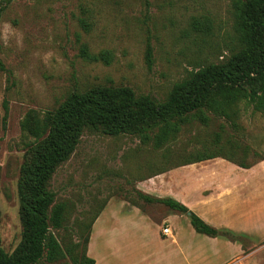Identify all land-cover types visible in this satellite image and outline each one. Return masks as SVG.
<instances>
[{"label": "rangeland", "instance_id": "obj_1", "mask_svg": "<svg viewBox=\"0 0 264 264\" xmlns=\"http://www.w3.org/2000/svg\"><path fill=\"white\" fill-rule=\"evenodd\" d=\"M231 2L0 0L4 67L0 70V245L6 252L21 242L17 186L27 145L33 141L20 129L25 113L54 109L70 92L94 85L127 86L136 95L163 100L189 71L222 61L234 50ZM194 21L200 23L196 28ZM82 44L93 54L109 50L111 62H87L79 56ZM147 48L152 60L149 67ZM236 122L238 130L228 125L236 139L231 142L246 154L238 150L221 153L252 165L242 169L222 157L205 163L209 170L245 171L237 183L246 202L245 252L241 256L234 246L222 247L219 255L198 264H264V115L245 109ZM213 129H186L161 149L142 144L134 136H108L85 129L70 158L58 166L49 182L55 201L65 205L63 226L50 229L63 256L55 262L40 259L37 264H73L71 257L84 251L89 225L108 201L123 200L144 208L135 181L178 168L189 153L211 142ZM193 135H198V141ZM156 230L151 224L124 225L118 264H158L149 258L158 251ZM178 232L186 233L185 227Z\"/></svg>", "mask_w": 264, "mask_h": 264}, {"label": "trees", "instance_id": "obj_2", "mask_svg": "<svg viewBox=\"0 0 264 264\" xmlns=\"http://www.w3.org/2000/svg\"><path fill=\"white\" fill-rule=\"evenodd\" d=\"M231 8L236 35L234 50L222 61L189 71L173 84L163 100L136 95L127 86L94 85L81 92H70L54 109L25 113L20 129L33 141L27 145L17 186L21 242L11 253L0 245V264H37L40 259L55 262L63 256L50 229L63 226L65 205L55 201L49 182L58 166L70 158L85 129L108 136H134L142 144L161 149L176 141L186 129L194 127L198 132L200 127H214L211 142L202 143L200 150L189 153L176 167L217 157L243 169L252 165L237 162L221 152L232 154L238 150L242 156L246 154L244 148L232 144L236 139L228 132V125L233 130L239 129L236 121L241 110L250 109L264 115V0H232ZM197 24L200 23L193 22L195 28ZM79 56L87 62L101 61L106 65L112 59L109 50L93 54L85 44L80 46ZM145 60L151 66L149 48ZM0 70H4L1 61ZM193 139L198 141V135H193ZM137 193L144 202L162 204L177 214L189 213L186 217L197 234L224 237L240 244L245 252L246 236L206 224L173 199ZM88 238L89 233L84 240V251L71 257L73 264H94L85 254Z\"/></svg>", "mask_w": 264, "mask_h": 264}, {"label": "crops", "instance_id": "obj_3", "mask_svg": "<svg viewBox=\"0 0 264 264\" xmlns=\"http://www.w3.org/2000/svg\"><path fill=\"white\" fill-rule=\"evenodd\" d=\"M205 161L179 166L137 179L134 188L144 195L157 199L170 198L185 206L197 217L219 230L246 236L242 228L246 219V202L242 199L238 182L242 169H212ZM158 207V209H157ZM90 227L86 256L94 264H118L121 257L120 235L124 225L156 226L158 251L149 258L158 264H198L221 253L220 249H242L240 244L215 237H200L189 223L187 215L177 214L158 203L145 202L144 208L126 201H108L96 214ZM167 226L169 233L161 229ZM185 227L186 233L178 229ZM227 245V246H226ZM226 246V247H224ZM239 257V255L237 256ZM148 258V259H149Z\"/></svg>", "mask_w": 264, "mask_h": 264}, {"label": "built area", "instance_id": "obj_4", "mask_svg": "<svg viewBox=\"0 0 264 264\" xmlns=\"http://www.w3.org/2000/svg\"><path fill=\"white\" fill-rule=\"evenodd\" d=\"M161 232L163 235H167L169 233L168 227L167 226H163L161 229Z\"/></svg>", "mask_w": 264, "mask_h": 264}, {"label": "water", "instance_id": "obj_5", "mask_svg": "<svg viewBox=\"0 0 264 264\" xmlns=\"http://www.w3.org/2000/svg\"><path fill=\"white\" fill-rule=\"evenodd\" d=\"M186 215L189 216V213H187Z\"/></svg>", "mask_w": 264, "mask_h": 264}]
</instances>
